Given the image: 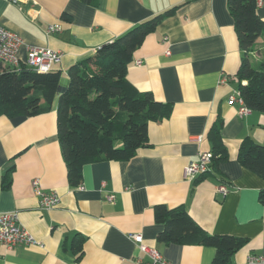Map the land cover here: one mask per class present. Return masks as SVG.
Segmentation results:
<instances>
[{"label": "crops", "instance_id": "obj_1", "mask_svg": "<svg viewBox=\"0 0 264 264\" xmlns=\"http://www.w3.org/2000/svg\"><path fill=\"white\" fill-rule=\"evenodd\" d=\"M257 2V14L264 21V0ZM172 8L174 13L133 51L126 77L136 90L169 104L170 116L149 123V145L131 160L86 164L81 184L71 187L55 119L58 98L68 86L69 66ZM0 25L21 39V61L29 46L61 55L52 67L61 76L47 113L28 118L0 115V213L17 212L20 226L38 242L0 248V264H143L148 257L128 237L132 234L157 249L167 264H212V247L157 241L162 231L153 217L157 205L183 207L208 234L245 239L230 264H246L250 255L264 257V206L258 200L264 179L237 161L246 137L264 145V113L239 117L238 104L228 102L239 91L236 72L243 53L226 0H0ZM51 26L59 29L48 32ZM262 38L264 33L250 59H263ZM137 61L141 63L135 65ZM223 75L229 82L219 84ZM217 117L223 122L220 138L228 159L219 164V174L184 178L186 164L210 153L207 132ZM195 137L200 141L191 142ZM34 180L43 193L59 196L56 208L40 209ZM219 185L226 186V195L217 191ZM78 241L82 252L77 258Z\"/></svg>", "mask_w": 264, "mask_h": 264}, {"label": "trees", "instance_id": "obj_2", "mask_svg": "<svg viewBox=\"0 0 264 264\" xmlns=\"http://www.w3.org/2000/svg\"><path fill=\"white\" fill-rule=\"evenodd\" d=\"M95 4L96 0H84ZM258 0H226L238 48L243 53L236 72L238 90L250 111L264 113V59L252 66L249 53L264 33V21L257 14ZM175 8L147 19L99 47L88 59L69 66L68 86L59 96L56 110L58 144L71 187L82 181L86 164L129 161L148 144L147 127L170 116L171 106L157 102L149 92H140L128 81L127 66L133 51ZM61 72L52 69L40 74L24 65L12 69L0 62V115L33 117L47 113L53 103ZM242 82H245L242 84ZM222 120L211 124L207 138L211 158L205 174H219L218 166L228 159L222 143ZM237 161L264 179V145L246 137L238 148ZM264 206V187L258 193ZM154 220L162 225L157 241L176 245H201L215 249L212 264H230L231 257L246 240L228 235H211L199 228L183 207L157 205ZM81 241L75 245L80 257Z\"/></svg>", "mask_w": 264, "mask_h": 264}, {"label": "built area", "instance_id": "obj_3", "mask_svg": "<svg viewBox=\"0 0 264 264\" xmlns=\"http://www.w3.org/2000/svg\"><path fill=\"white\" fill-rule=\"evenodd\" d=\"M12 4H18L20 0H5ZM258 4V2H257ZM59 29L58 26H51L48 28V32H54ZM22 41L13 32L0 25V62L10 66L12 69L18 68L21 64L33 71L45 74L49 72L54 65L60 63L61 55L58 52L46 48L27 47L24 61H21L18 56V50ZM141 62L137 61L135 65H139ZM229 82L228 76H220L218 83L225 84ZM229 104H238V116L245 117L251 111L244 104L242 98H240L239 91L235 94H231L228 98ZM201 137L190 138L191 142H199ZM211 154L203 153L198 155V159L194 162L186 164L183 174L186 179H195L197 176L208 171V165L210 162ZM37 180L31 182L35 192V196L38 197V203L40 209H53L60 203V198L54 191L44 192L39 188ZM225 185H219L217 189L222 195H226L227 188ZM108 202L112 201V196L106 197ZM17 212H5L0 213V248L6 250H13L21 246H32L38 242L34 239L29 232L23 229L18 223ZM138 247L146 253L148 260L143 264H167L161 253L155 248H149L142 243V237L140 235L128 236ZM264 257L250 255L246 259V264H263Z\"/></svg>", "mask_w": 264, "mask_h": 264}, {"label": "rangeland", "instance_id": "obj_4", "mask_svg": "<svg viewBox=\"0 0 264 264\" xmlns=\"http://www.w3.org/2000/svg\"><path fill=\"white\" fill-rule=\"evenodd\" d=\"M262 39H264V38H262ZM262 58L264 59V56ZM250 60H251L252 66L255 67L257 65L258 59L253 60V58H251Z\"/></svg>", "mask_w": 264, "mask_h": 264}]
</instances>
